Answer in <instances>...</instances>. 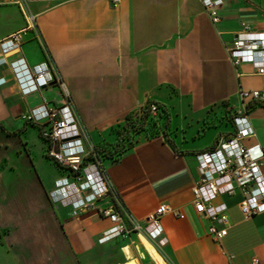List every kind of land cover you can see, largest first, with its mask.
<instances>
[{"label": "crops", "instance_id": "1", "mask_svg": "<svg viewBox=\"0 0 264 264\" xmlns=\"http://www.w3.org/2000/svg\"><path fill=\"white\" fill-rule=\"evenodd\" d=\"M202 1L0 0V42L22 39L7 60L52 63L64 83L23 97L9 65L0 66V264H155L151 256L158 264H264V214L246 219L241 192L220 199L228 207L221 242L193 204L196 155L232 137L235 116L245 113L256 131L244 145H264V103L239 97L241 88L264 89V77L236 67L228 52L244 29L264 32V0H222L217 23ZM67 100L95 148L149 103L165 113L166 123H147L118 162L103 160L127 220L143 224L160 205L171 209L164 248L137 233L100 245L110 222L99 209L113 204L76 211L50 200L68 174L43 170L48 142L23 116Z\"/></svg>", "mask_w": 264, "mask_h": 264}, {"label": "built area", "instance_id": "2", "mask_svg": "<svg viewBox=\"0 0 264 264\" xmlns=\"http://www.w3.org/2000/svg\"><path fill=\"white\" fill-rule=\"evenodd\" d=\"M43 0H27L35 2ZM66 1V0H47ZM213 23L220 21L219 10L222 0L202 1ZM22 46L20 35H13L0 42V66L9 65L19 87L20 94L28 97L38 94L50 85L63 87L61 76L55 72L52 63L30 68L26 60L9 62L7 57ZM230 60L236 67L252 66L255 74L264 77V32L244 29L234 38L228 49ZM239 97L245 103H264V89L239 90ZM151 117L162 116L159 105L147 106ZM28 123L40 128V136L48 142L47 156L68 174L58 180L49 193L54 204L69 203L76 211L94 209L99 203L108 201L112 206L101 207L99 213L110 222V226L98 238L100 245L117 238L137 233L154 242L159 249L168 244L164 235L162 219L171 212L163 204L143 224L125 218L116 208L118 194L106 173L97 148L87 142L72 103L55 106L43 103L23 116ZM236 132L221 142L215 149L196 155L200 181L193 188V204L196 212L211 223L208 234L221 242L226 235L228 207L220 199L241 192L243 200L240 210L246 219L264 214V145L246 147L244 141L256 136L248 116L240 113L234 118ZM129 222L130 225L127 224ZM253 264H260L258 259Z\"/></svg>", "mask_w": 264, "mask_h": 264}, {"label": "rangeland", "instance_id": "3", "mask_svg": "<svg viewBox=\"0 0 264 264\" xmlns=\"http://www.w3.org/2000/svg\"><path fill=\"white\" fill-rule=\"evenodd\" d=\"M162 114V117L165 116V113L161 112ZM158 119L159 118H155L154 121L150 122V124L152 126L156 125L158 122ZM160 121L162 123H166L165 121V118H161ZM154 123V124H153ZM137 125H135V127H139L140 126V122L138 124V122L136 123ZM135 135L132 133V129L128 128V129H122L120 132H117V134L115 136H113L111 138V140L115 139L116 140H113V142L111 141V143H104L102 144L99 149H100V154L101 156H103L105 159H115L117 158V156H119L121 153H123V151H125L127 149V145L129 144L128 143V139H131L132 136ZM35 153H37L38 157H40V152L37 151V149L35 148ZM42 168L44 171H58V167L55 166V164L53 162H48V161H45L42 165ZM159 253V252H158ZM160 255V254H159ZM153 262L155 264H158L157 260L151 256Z\"/></svg>", "mask_w": 264, "mask_h": 264}, {"label": "trees", "instance_id": "4", "mask_svg": "<svg viewBox=\"0 0 264 264\" xmlns=\"http://www.w3.org/2000/svg\"><path fill=\"white\" fill-rule=\"evenodd\" d=\"M149 104H151V103H149ZM148 104V105H149ZM147 105V106H148ZM147 106H146V108L143 110V113H142V115H141V117L140 118H138V119H132V118H130L128 121H127V123L125 124V126H124V128L123 129H132V133L133 134H135V135H133L132 136V138L131 139H128V145L127 146H130L131 144H133V141L135 140V136H137L141 131H143L144 129H145V126H146V124L147 123H150L151 121L153 122L154 121V117H151L150 115H149V112L147 111ZM138 122V124H139V122H140V126L139 127H135V125H137L136 123ZM233 122H234V119H233ZM154 124V123H153ZM126 151V150H125ZM125 151H123V153L125 152ZM97 152H98V156H99V158L100 159H102V161L103 160H105V158L103 157V156H101V154H100V149H99V147H97ZM123 153H121L119 156H117V158H115V159H111L110 161L111 162H118L119 160H120V158L122 157V155H123ZM48 157V156H47ZM109 160V159H108ZM54 163V162H53ZM60 170H62L56 163H54ZM62 171H65V170H62Z\"/></svg>", "mask_w": 264, "mask_h": 264}]
</instances>
